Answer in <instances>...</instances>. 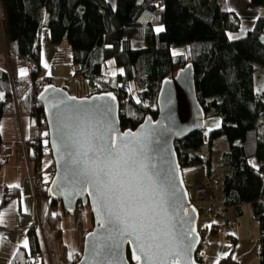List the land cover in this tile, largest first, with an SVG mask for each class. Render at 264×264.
I'll list each match as a JSON object with an SVG mask.
<instances>
[{
    "label": "trees",
    "instance_id": "1",
    "mask_svg": "<svg viewBox=\"0 0 264 264\" xmlns=\"http://www.w3.org/2000/svg\"><path fill=\"white\" fill-rule=\"evenodd\" d=\"M1 2L8 47L7 66L0 67V92L4 95L0 100V119L13 114L35 118L26 142L27 157L40 169L41 180L35 193L48 201L47 220L51 228L57 229L59 237V215L55 212L59 203L50 199L47 192L54 173L52 159L45 168H40L42 158L51 156L44 110L37 101L43 87L51 84L40 62L43 23L53 44L63 41L68 44L73 65L82 71L79 79H87L91 85L98 83L105 92L117 97L122 129H135L147 115L155 118L157 109L143 106L141 100L156 104L160 85L171 71L192 65L197 101L205 118L218 116L220 125L208 132V158L202 157L205 145L202 132H194L177 141V160L181 169L205 163L207 178L215 176L219 181L220 204L226 210L233 208L237 216L243 204L251 205L259 222L260 264H264V166L258 164L264 162V94L256 90L254 73L260 68L264 81V0H249L260 13L247 34L237 39L228 35L239 30L240 17L224 8L220 0H115L114 7L108 0ZM134 36L145 46L133 48ZM183 46L190 47V54L171 52L173 47ZM111 59L118 72L106 84L98 82L103 67ZM28 63L34 67L22 75L21 70ZM131 85L136 96L130 93ZM96 93L101 92L93 94ZM219 138L227 141L228 148L213 168L211 145ZM43 172L48 173V180L43 179ZM194 206L200 215L201 208ZM215 206L210 204L209 212ZM88 231H82V243ZM199 231L202 241L195 256L205 243L203 231ZM30 233L29 249L18 248L11 264H46L38 258L36 233L32 230ZM216 234L213 227L209 235ZM126 253L130 264H134L128 248ZM79 258L80 255L72 264ZM196 260L204 263L203 257ZM220 264L237 263L224 257Z\"/></svg>",
    "mask_w": 264,
    "mask_h": 264
},
{
    "label": "water",
    "instance_id": "2",
    "mask_svg": "<svg viewBox=\"0 0 264 264\" xmlns=\"http://www.w3.org/2000/svg\"><path fill=\"white\" fill-rule=\"evenodd\" d=\"M194 79L191 64L176 72L171 71L157 94V116L147 115L135 129L120 127L119 103L111 92L72 100L63 88L50 84L38 94L37 101L44 110L48 146L54 163L48 197L57 201L67 213H74L78 204L88 208L93 221V227L84 236L76 264H130L127 248L134 264H145L142 256L139 261L134 258V253H139L130 237H120L109 225L105 202L91 186L76 177L75 173L85 167L90 172H98L108 183L111 210L126 224H132L137 232H141L142 221L144 224L150 220L157 222L160 230L158 240H147V243L153 244L158 260L150 264H159V261H164V264H205L196 260L202 241L197 226L199 211L190 201L174 145L194 132H201L205 125V115L195 94ZM109 126V136L123 149L124 159L131 155L130 148L139 150L143 147L139 158L145 165L147 176L138 167H126L122 162L109 165L112 170L105 176L100 172V168L105 167L103 156L93 163L91 152L88 157L83 155L88 147L85 142L87 134L103 133ZM102 143L104 141L92 138L93 146L98 147ZM125 144L129 148H124ZM73 160L78 162L73 164ZM85 160L87 165L83 163ZM111 219L115 221V215ZM156 244L160 247L157 248Z\"/></svg>",
    "mask_w": 264,
    "mask_h": 264
},
{
    "label": "crops",
    "instance_id": "3",
    "mask_svg": "<svg viewBox=\"0 0 264 264\" xmlns=\"http://www.w3.org/2000/svg\"><path fill=\"white\" fill-rule=\"evenodd\" d=\"M220 1L222 6L230 5L228 10L235 11L240 20H246L250 29L252 28L260 13L258 7L252 6L249 0ZM65 53L67 56L72 55L71 49H66ZM72 63L73 61L71 65ZM110 70L109 72H113L111 76L118 72L117 68ZM25 72L28 71L24 70ZM104 73L105 69H102L101 75ZM259 75L258 79L262 80V73ZM256 90L259 91L258 86ZM3 98L4 95L0 92V100ZM34 125L35 118L18 114L0 119V264H11L18 248L29 249L30 230L37 236L40 249L38 258L46 264H72L82 252V231L91 229L92 217L88 208L82 207L79 213L76 209L74 213L64 214L61 206L57 204L55 212L59 215L57 226L60 229V237L57 229L49 225V203L35 193L32 176L37 166L27 157L26 151V142ZM43 161L44 158L41 160V169L50 162L49 159L46 163ZM42 177L48 180V173L43 172ZM219 202L221 203V198ZM226 216L237 221L232 212ZM215 230L217 231V228Z\"/></svg>",
    "mask_w": 264,
    "mask_h": 264
},
{
    "label": "rangeland",
    "instance_id": "4",
    "mask_svg": "<svg viewBox=\"0 0 264 264\" xmlns=\"http://www.w3.org/2000/svg\"><path fill=\"white\" fill-rule=\"evenodd\" d=\"M111 5L115 6V0H108ZM228 2V0H227ZM224 8L230 9L231 6L226 4ZM5 12L0 0V50H7L8 40L5 35ZM250 30L249 23L246 20L241 19V25L237 32L230 33L228 37L230 39H237L243 37ZM145 44L142 41H138L136 37L132 38L133 48H142ZM66 49H70L68 44L63 41L56 45L51 42L50 32L46 23L42 25L40 29V61L42 66L45 67V77H47L51 84L63 88L71 97L85 98L92 95L95 91L105 92L104 88L100 84L96 83L91 85L87 79H73V63L72 55L68 56L65 53ZM190 47H173L171 52L173 54H190ZM69 51V50H68ZM63 63V64H62ZM110 67V68H109ZM5 68V67H3ZM116 69L114 60H109L103 67L105 73L98 78V82L106 84L113 72L110 69ZM255 87L264 94V81L259 80L260 73L263 71L260 68H256L255 71ZM135 90L133 86L130 87V93L134 94ZM136 98V97H134ZM141 103L145 107L155 109L156 104L149 102L148 100H141ZM220 118L218 116L207 115L205 118V125L202 132L204 140V149L202 151L204 158H208L210 152L207 151L208 146V132L212 129L219 127ZM228 148L227 141L224 138L217 139L211 145V162L212 167L216 168L217 161L220 154L226 151ZM43 163H46L47 159L51 160L52 157L46 155L43 157ZM224 173V171H220ZM182 177L184 184L187 188L189 198L194 205L201 208L199 219L197 222L198 229L203 231L205 236V243L201 245V255L205 264H220L224 257H231L237 264H260V227L259 222L254 217L252 207L250 204H243L241 206V213L237 214L233 208H228L222 215L216 216L215 213L209 212L210 204L198 205L196 201L195 190L198 186H202L206 183V165L205 163L192 167L182 168ZM215 177V176H213ZM216 206H221L219 200L214 203ZM77 212L79 213L81 207L78 206ZM76 212V213H77ZM233 213L237 221L233 218L229 219L226 214ZM93 227V225H92ZM91 227V228H92ZM217 228V234L210 237L212 228ZM91 230V229H90ZM81 255V254H80ZM54 264V263H53Z\"/></svg>",
    "mask_w": 264,
    "mask_h": 264
},
{
    "label": "snow or ice",
    "instance_id": "5",
    "mask_svg": "<svg viewBox=\"0 0 264 264\" xmlns=\"http://www.w3.org/2000/svg\"><path fill=\"white\" fill-rule=\"evenodd\" d=\"M159 30L162 29H158V31ZM23 72L24 70H21L22 75ZM71 99L75 100V97H72ZM110 131L111 128L109 126L105 128L103 133L89 132L87 134L88 139L85 141L88 147L84 151L83 155L85 157H88L89 152H91L93 163H96V161L100 160L103 156V162L105 164V167L100 168V172L104 173L105 176H108L112 170L109 165H119L121 164V162L123 166L126 167H138L140 172L143 173L144 176H147V173L144 172L145 165L143 164V161L139 158V156L143 154V147H140L139 150H137L136 148H130L131 155L127 159H124L122 156L123 149L119 148L116 143V140L109 136ZM93 137L96 141H104V143L99 144L98 147L93 146ZM106 137H108V139H106ZM124 148H129V145L125 144ZM69 154L71 155V153ZM77 162L78 161L73 160V164ZM83 163L87 165V160H85ZM75 175L80 182L86 183L87 185L91 186L95 190L97 196L105 202L104 206L109 216L108 223L113 227L114 232L120 237H130V242L135 243L136 250L139 255H136L134 253V258L139 261L142 256L144 258L145 264H150V262L158 260V257L153 252V244L147 243V240H151L153 242L158 240L157 233L160 230L156 226L157 222H155L154 220H150L148 223L144 224V222L142 221L143 228L141 232H137V230L132 224H126L123 220L120 219V216L118 214L112 212L110 206L111 196L109 195V192L107 190L108 183L101 179L100 174L98 172H90L88 168L85 167L83 170L76 172ZM148 178L151 179V177ZM113 215H115L116 217L115 221L111 219ZM145 219H148L146 215ZM116 221H119V224H117ZM149 229H155V231H148ZM155 246L157 248L160 247L159 244H156ZM159 264H164V261H159Z\"/></svg>",
    "mask_w": 264,
    "mask_h": 264
},
{
    "label": "built area",
    "instance_id": "6",
    "mask_svg": "<svg viewBox=\"0 0 264 264\" xmlns=\"http://www.w3.org/2000/svg\"><path fill=\"white\" fill-rule=\"evenodd\" d=\"M7 66V60H6V49L3 51L0 50V67ZM33 63H28L26 67L24 68L25 71H29V69L33 68ZM74 73H73V79L77 80L81 77L82 71L77 65H73ZM175 146H177V142L174 143ZM204 158V156H202ZM259 166H264V162H259ZM41 180L40 171L37 168L32 176V183L34 186V189L36 190L37 184ZM219 181L217 178L212 177L206 181V183L202 186H198L195 190L196 194V201L198 204H214L217 200H219ZM225 207L221 204V206H215L213 208V212L216 215H222L225 211ZM202 255L199 253L196 258H201Z\"/></svg>",
    "mask_w": 264,
    "mask_h": 264
}]
</instances>
